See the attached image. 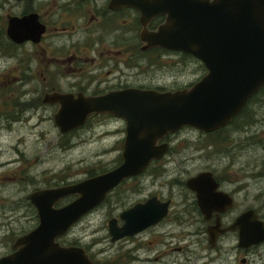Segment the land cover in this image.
I'll list each match as a JSON object with an SVG mask.
<instances>
[{
  "label": "rangeland",
  "instance_id": "1",
  "mask_svg": "<svg viewBox=\"0 0 264 264\" xmlns=\"http://www.w3.org/2000/svg\"><path fill=\"white\" fill-rule=\"evenodd\" d=\"M64 1L0 0V210L15 209L16 213L24 214L25 206L21 204L32 191L75 183L113 169L122 161L124 120L93 114L82 127L62 133L54 122L58 108L43 101L44 96L51 93L48 87L56 75L49 76L52 66V62H47V56L52 55L49 44L64 42L68 31L58 35L66 31L60 29L74 17L76 22L79 16L69 14L61 6ZM33 6L48 22V33L39 46L26 43L18 48L6 35L8 17L21 16ZM183 62L184 86H191L207 72L199 58L185 56ZM166 72L162 79L178 74L177 71ZM151 76L155 78L156 74L151 73ZM69 80H73L72 75ZM60 81L65 86L67 78H60ZM249 102L254 112L249 117L254 121L240 130L226 129L220 137L192 126L171 132L175 134L169 135L171 149L166 156L153 161L142 174L126 179L114 189L69 232L71 237L83 244L96 240L94 249L100 250V257L107 262L121 255L122 264H263L264 246L241 253L232 248L236 239L228 236L224 245L212 248L200 216L191 224L185 223L182 237L183 226L177 224L173 240L165 231L175 223L174 219L156 228L152 237L142 233L137 239L145 246L134 252L129 250L133 243L117 244L109 236V220L120 217L123 209L150 193L163 192L172 196L173 211L184 206L185 213L190 214L193 193L184 181L204 168L215 169L232 180L235 178L228 186H239L236 189L239 208L258 207L264 214V199L260 197L264 177L255 180V177L243 176L249 169L264 175V88ZM251 136L257 141L248 144ZM159 182L167 183L166 188L160 189ZM69 197L76 195L67 196L58 204L65 203L71 199ZM23 225H27L23 218L13 222L15 230L22 229ZM5 232L6 229H0V234ZM227 243H231V247ZM120 245L123 247L119 248ZM244 257L247 261L242 263Z\"/></svg>",
  "mask_w": 264,
  "mask_h": 264
},
{
  "label": "water",
  "instance_id": "2",
  "mask_svg": "<svg viewBox=\"0 0 264 264\" xmlns=\"http://www.w3.org/2000/svg\"><path fill=\"white\" fill-rule=\"evenodd\" d=\"M115 1L137 8L144 25L151 17L165 14L166 21L157 31L142 30V40L189 52L204 63L207 73L191 88L174 92L132 88L101 96L80 94L77 98L60 92L45 95L46 102L60 104L54 122L62 133L83 126L93 113L109 112L125 120L126 135L118 166L75 183L41 188L27 195L39 211L40 222L23 238L27 247L22 252L29 251L38 264H92L82 248L62 246L57 238L123 180L142 173L153 160L162 158L169 143L159 140L185 126L204 132L225 126L264 86V0ZM45 30L37 12L8 17L7 35L15 43L38 42ZM215 184L209 172L187 180L205 213L218 206L212 200L219 195L212 188ZM74 194L76 197L69 204L55 206L60 199ZM157 201L151 198L123 211L121 226L116 218H111L112 240L136 234L162 218L167 203ZM236 225L241 228L242 246L264 241V223L253 212H245ZM215 238L216 234L211 233V242Z\"/></svg>",
  "mask_w": 264,
  "mask_h": 264
},
{
  "label": "flooded vegetation",
  "instance_id": "3",
  "mask_svg": "<svg viewBox=\"0 0 264 264\" xmlns=\"http://www.w3.org/2000/svg\"><path fill=\"white\" fill-rule=\"evenodd\" d=\"M21 1L23 2V0ZM36 1L37 0H26V2L30 3H35ZM61 6L66 9L69 14H79V16L77 17V21L74 22L75 17L71 15L74 19L70 21L68 25H64L60 29L66 31H62V33H59L58 35L64 34L68 31L66 36L68 38L65 39L64 42L49 44L52 52L51 56L46 55L47 62H52L49 76L56 73L48 87L51 89L50 92L72 94L75 98H77L80 94L83 96H101L111 92H118L132 88L155 90L158 92H174L188 87L183 85L184 83L181 72L183 70L184 57L193 55L181 49H171L161 45H150L147 41H144L141 38V32L143 29H147L148 31H157L166 21L165 14H157L151 17L144 25L141 21L142 14L137 8L127 4H120L118 1L114 2V0H66L61 3ZM35 9L38 10L33 6L27 11H24L22 14L25 15L30 12H37ZM39 19L46 26V30L40 41L33 42L28 40L20 44L15 43L8 37L6 31V35L10 42L18 48H21L26 43H32L34 47L39 46L48 33V22L42 16L40 17V14ZM42 52L45 53V49H43ZM167 70L177 71L178 74L175 76H169L167 79H162L165 78L164 75L167 73ZM151 73H155L156 77L154 78L151 76ZM70 75L73 76V80H69ZM60 78H67L65 86L61 83ZM199 80L200 79L197 81ZM43 101L46 103L45 96ZM32 104L33 103H31V105ZM50 104H53L57 108L60 107L58 102ZM250 105H252V102L246 103L242 110L235 115L228 124L209 132H213L211 136L220 137L226 129L232 128L233 130H240L243 126L253 123L254 120L249 117L254 114L253 108ZM262 113L264 114V111H262ZM256 114H258V112H256ZM92 115L93 114L89 115L88 120ZM97 115L109 119L119 118L109 112H102ZM120 119L124 120L123 118ZM175 133L168 134L159 141V143H169L168 151L171 149L169 135ZM224 138H228V136H224ZM253 140L257 141L256 138L251 136L248 139V144H252ZM166 154L164 156H166ZM147 168L145 170H147ZM250 170H253V172L250 173ZM206 172L211 173L216 183L212 186L214 191L219 194L212 199L213 201L218 202V206L216 208H208L206 213L203 212L198 200L197 192L187 186V180L190 178L189 177L186 181H184V183L193 193L192 203L190 204L192 206V212L190 214L185 213L184 206L177 207V209L173 211L174 199L172 196H166L163 192L150 193L148 196L139 199L131 206L123 209L121 213L137 203H143L151 198H155L158 200V204L167 203L166 214L156 223L147 226L144 230L136 234L128 235L123 238H117L114 241L112 240V235L109 234L111 241L117 244L133 243L134 245L130 247L129 250L131 252L138 251L141 247L145 246L144 243L139 242L137 239L142 235V233H148L150 237H152L154 235L153 231L156 228L166 226V222L168 220L174 219L175 223L171 224L165 231V234H170L171 239L173 240L174 236L172 234L176 230L177 224L178 227L183 226L180 234L182 237L184 235L185 223L186 225L191 224L195 221L197 216H200L202 218V222L204 223L203 230L206 232L208 243L212 248L224 245V240L228 236L236 239V243L233 244L232 248L241 251V253H247L255 246H264V241L249 247L242 246L240 239L241 228L236 225L238 219H240L247 211L253 212L256 219L263 223L264 214L261 213L258 207L245 206L239 208L238 192L236 190L239 189V186L237 188H231L228 186V183L235 181V178L232 180L230 177L221 175L215 169L213 170L211 168H204L191 177H197L198 175ZM262 174V172L255 169H249L243 174V176L252 178L255 177V180H257L260 177H264ZM125 180H123V182ZM166 184L167 183L159 182L158 186L162 189L166 188ZM119 185L109 191L105 199ZM171 185L173 186V183H171ZM260 194V197L264 199V189L261 190ZM69 198L71 199L66 200L65 203L58 204L61 200L66 199V197L60 199L55 206H64L75 199L72 197ZM23 201L24 203L21 205L25 206L24 214L23 212L21 214L16 213L15 209H11L10 211L6 209L0 210V229H6L7 231L0 234V264H38L37 260L34 262V259L36 258L33 254H29V251H22L27 247V242L24 241L23 238L36 228L40 222L39 211L29 198ZM86 214L70 226L64 235L57 238V241L62 246L82 248L83 254L89 258L92 264H122L121 255L109 262L103 260V258L100 257L101 251L94 249V245L97 243L96 240H93L88 244H83L81 240L71 237L69 232L78 225L79 221ZM21 218H23V221L27 222V225H23L20 230H15L13 222L18 220L20 221ZM113 218L117 219V224L119 226L124 223L121 217ZM211 233L216 234L214 242H211L210 240ZM101 240L98 241L101 242ZM227 245L231 247V243H227ZM122 247V245L119 246V248ZM6 257L11 258L8 261L1 262V259ZM246 261L247 259L245 257L241 259L242 263Z\"/></svg>",
  "mask_w": 264,
  "mask_h": 264
},
{
  "label": "bare ground",
  "instance_id": "4",
  "mask_svg": "<svg viewBox=\"0 0 264 264\" xmlns=\"http://www.w3.org/2000/svg\"><path fill=\"white\" fill-rule=\"evenodd\" d=\"M263 88H264V86L260 89V91H261ZM260 91H259V92H260ZM259 92H258V93H259ZM258 93H256L255 95H253L251 99H253V97L256 96ZM251 99H250V100H251ZM250 100H249V101H250ZM249 101H248V102H249ZM93 114H98V113H93ZM117 117H118V116H117ZM119 118H120V117H119ZM87 121H88V119H87Z\"/></svg>",
  "mask_w": 264,
  "mask_h": 264
},
{
  "label": "trees",
  "instance_id": "5",
  "mask_svg": "<svg viewBox=\"0 0 264 264\" xmlns=\"http://www.w3.org/2000/svg\"><path fill=\"white\" fill-rule=\"evenodd\" d=\"M255 97V96H254Z\"/></svg>",
  "mask_w": 264,
  "mask_h": 264
}]
</instances>
